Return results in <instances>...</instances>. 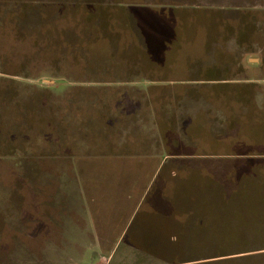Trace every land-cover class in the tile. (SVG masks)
Instances as JSON below:
<instances>
[{
  "label": "rangeland",
  "instance_id": "obj_1",
  "mask_svg": "<svg viewBox=\"0 0 264 264\" xmlns=\"http://www.w3.org/2000/svg\"><path fill=\"white\" fill-rule=\"evenodd\" d=\"M209 62L218 68L196 73ZM197 75L252 85L233 87L251 113L227 86L185 81ZM263 141L264 0H0V264H264V231L219 257L223 235L177 230L175 243V226L145 218L169 170L174 182L196 169L229 194L264 167L247 153ZM89 207L107 237L63 235Z\"/></svg>",
  "mask_w": 264,
  "mask_h": 264
},
{
  "label": "trees",
  "instance_id": "obj_2",
  "mask_svg": "<svg viewBox=\"0 0 264 264\" xmlns=\"http://www.w3.org/2000/svg\"><path fill=\"white\" fill-rule=\"evenodd\" d=\"M122 9L124 8L121 7V10ZM123 15L124 18L121 20H124L126 23L128 22L127 24L125 23L128 25L131 19L130 14L123 13ZM126 25L124 26V30L130 29V27ZM162 52L168 54L169 51L162 50ZM170 52L174 51L171 50ZM164 56L168 57L169 55ZM150 65L153 66V64ZM150 65L149 67H151ZM216 65L218 66V64ZM202 68L203 67L200 63L197 66L196 73H210V71L216 69L210 67L202 70ZM192 78L196 81L206 83L224 80L214 77L213 75L204 77H199L197 75ZM217 82L212 84L213 87L223 85L227 86L223 87L226 88L227 92L230 90L234 92L237 91L235 92L236 95L234 99L241 104V108L244 109L245 113H251L253 105L244 103V98H240L241 94H245L250 99V93L248 91H245V93L242 90L238 91L237 89H233V87L241 85L245 86V89L248 90V87L250 88L252 85L247 83H236L231 86ZM239 120L240 118L238 115L231 120V124L236 130L237 139L245 132H241L242 127L240 125L244 120ZM259 143L256 144V148H261V145L264 146V143ZM247 153L249 155H264V151L252 150L247 151ZM209 155L213 156L216 154L211 153ZM247 173L248 172L246 171L238 178L234 189L227 194L221 182L214 179L212 176L201 174V172L196 169H191L184 178L178 180L176 178L174 182L172 180L173 187L170 188L171 195L167 197L171 205L170 219L156 215H147L146 218L148 221L159 219L157 226L154 224L157 229H163L168 227V224H172L170 230L172 228L174 230L175 226L174 232L168 233L170 238H174L175 243L179 242L177 234L185 233L184 231L186 230L198 229L200 232H205L206 229H209L208 231L210 232V235H215L217 237L224 236V245L227 247H225L226 249L218 250V253L220 254L219 257L231 255L228 254L229 252H248L244 251L242 247L239 248L247 243L248 233L250 232L251 235H258L262 234L264 231V167H255L248 174ZM177 230L179 233H176ZM217 237H215L217 243L214 242V240L209 241L210 244L216 248L217 244L220 246L221 243V239ZM199 239L200 238L194 237L193 242L196 244V242H199ZM184 241L185 240H183V242ZM180 242L182 241L180 240ZM170 261L172 262V260ZM170 261L166 262L177 264L173 262L171 263Z\"/></svg>",
  "mask_w": 264,
  "mask_h": 264
},
{
  "label": "crops",
  "instance_id": "obj_3",
  "mask_svg": "<svg viewBox=\"0 0 264 264\" xmlns=\"http://www.w3.org/2000/svg\"><path fill=\"white\" fill-rule=\"evenodd\" d=\"M206 56H207L206 57L207 60L214 59V56L212 58L210 56V53H207ZM190 63L191 62H189V65H190ZM216 64L217 63H215V62H213V63H211V62H209V63H201V66L203 67L202 70L203 69L205 70L206 68H210V67H214V68L217 69L218 67H216L217 66ZM227 66L228 65L224 64V66L223 65L221 66V69L226 68ZM185 81H187V82H198V81H196L194 79H189V80H185ZM216 82L217 81H211V82H208V83L215 84ZM237 82H239V81L238 80H235V79L228 78V79H224L223 81H219L217 83H221V84H229V83L230 84H236ZM204 83H206V82H204ZM237 84H240V83H237ZM155 85H158V84L152 83V84H148L146 86L147 87H150V86L153 87ZM156 90L157 89H155V90L147 89L148 92H150V91H156ZM145 119H146V117L145 118L140 117L141 122H144ZM142 129H144V128L141 127L140 128V132H141ZM148 131H149V129H148ZM149 132H151V131H149ZM144 135H146V134H144ZM168 135H172V132L171 131L170 132H166L165 131L164 132V136H163V133L160 132L158 139L159 138H160V140L161 139H165L166 136H168ZM137 141H139V143L137 145L140 147L139 149H140L141 153L144 154L142 156H145V158H154V154L156 152L155 141H153L154 143L153 142L151 143L148 140L143 141V139H141V138L139 140H137ZM128 142L129 141H127V143ZM131 143L135 144L134 142H131ZM143 146H144L145 149L144 148L142 149ZM144 150H146V151H144ZM133 153L134 152H131V154H133ZM169 171H170L169 174L167 176H165L161 180V185H160V189L161 190L159 192L160 193L159 194V197L156 199V201L155 200H152L151 201L152 203L149 202V204H147V208L145 210V218H146L147 215H151V216L157 215V216L165 217L166 219H168V218L170 219L169 216L171 215L170 214L171 213V205H170V202L167 199V197H169L171 195V193L170 192H167V190H169V188H171V185L170 184L172 182V176H173V174L175 175V172H173L174 170L173 171L172 170H169ZM81 187L82 186H80L79 188H81ZM77 188H78V186H77ZM76 193L81 197V200H82L83 199V196H84V192L81 189H79V190L77 189ZM91 196H93V195H91ZM139 205L140 204L138 202L135 205V207L133 209V212L136 211V209H137V207ZM85 211H87V213L83 211V214L81 215L80 221H72V222L71 221H68L66 223L64 221L63 222V227L60 228L61 229V233L63 235H66V234H68V232L71 229H74L76 234H78V232H79V233H84L86 235L88 234V236H91V235H95L96 234L95 233V230H97V228H100L101 230H107V231L102 232V235L105 236V237H107V235L109 234V229H107V227L109 228L108 221L106 219H104L103 217H97V216L95 217L93 215V212L90 209V207L87 210L85 209ZM130 219H131V217L129 218V221H130ZM129 221L126 223V225L124 227L125 230L129 226ZM138 222H139L137 224L138 225L137 226L138 229L141 228L142 226H147V225H145V219H140ZM98 223H99V227H97L98 226ZM147 227L148 228H151L150 226H147ZM168 228H169V226H168ZM124 229H123V231H124ZM120 233H122V232H120ZM98 240L96 239L97 244H98ZM129 246L132 247V248H134L133 245L128 244V247L127 248L129 250H130V247ZM101 249L103 251H105L107 248L106 247H102ZM109 257L110 256H107V257L101 256L100 259H105V263L108 264Z\"/></svg>",
  "mask_w": 264,
  "mask_h": 264
}]
</instances>
